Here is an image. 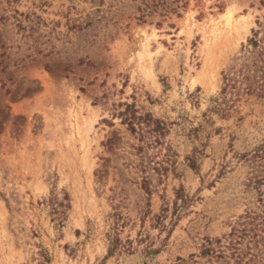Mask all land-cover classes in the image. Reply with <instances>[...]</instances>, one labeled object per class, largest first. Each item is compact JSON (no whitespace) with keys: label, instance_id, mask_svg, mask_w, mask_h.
<instances>
[{"label":"rangeland","instance_id":"rangeland-1","mask_svg":"<svg viewBox=\"0 0 264 264\" xmlns=\"http://www.w3.org/2000/svg\"><path fill=\"white\" fill-rule=\"evenodd\" d=\"M253 29L264 0H0V264H264ZM250 211L241 259L200 255Z\"/></svg>","mask_w":264,"mask_h":264},{"label":"trees","instance_id":"trees-1","mask_svg":"<svg viewBox=\"0 0 264 264\" xmlns=\"http://www.w3.org/2000/svg\"><path fill=\"white\" fill-rule=\"evenodd\" d=\"M254 36L250 37L248 40V48L247 51L249 55L252 57V61L250 63L243 64L238 72L244 79H250L251 77H256L257 82L260 85H263L264 81V44L262 43L264 40V37H259L257 30L253 29ZM253 70V74H250V71ZM256 72H261V75H256ZM261 79V80H260ZM235 80L236 76L230 75L226 73L224 75V83L225 86L223 88V91H226L228 88L235 87ZM251 88V87H250ZM126 108L124 110H121L119 114L123 118V123H127L129 126V129L132 132H137V126H141L142 123H145L148 129H145L144 127H138V129L142 130L138 133H140L142 138L145 137V135H153L156 137V141L158 142V139L161 138L163 130V126L161 124V121L158 119H155L152 114L149 112L146 113H139L140 111L136 109L135 106L125 103ZM264 180V178H263ZM148 181V178L146 177L144 179V183ZM261 214L257 211H250L247 212L245 215L241 216L240 219L233 225L232 232L227 236V244H223V241L220 239L215 240V243H218L219 247H224L225 249H219L217 250L214 247V240L208 239L206 244H204V247L201 251V256H210V257H237L241 259V251L239 249V244L241 241L250 234V232H257L259 224H261ZM226 252H229L230 256L226 254ZM196 255L192 254L190 256V259L195 263L196 260L194 258ZM226 260V259H225ZM237 260V259H236ZM177 264H190L189 260L178 258ZM239 263V261H236Z\"/></svg>","mask_w":264,"mask_h":264},{"label":"bare ground","instance_id":"bare-ground-1","mask_svg":"<svg viewBox=\"0 0 264 264\" xmlns=\"http://www.w3.org/2000/svg\"><path fill=\"white\" fill-rule=\"evenodd\" d=\"M232 16H233V12H232V9H231V8H229V9L223 14V17L227 20L228 23L232 20Z\"/></svg>","mask_w":264,"mask_h":264}]
</instances>
